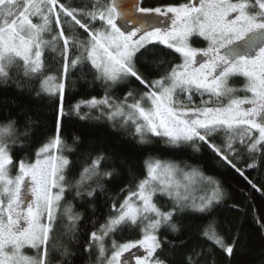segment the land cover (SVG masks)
Segmentation results:
<instances>
[{
	"label": "snow or ice",
	"instance_id": "1",
	"mask_svg": "<svg viewBox=\"0 0 264 264\" xmlns=\"http://www.w3.org/2000/svg\"><path fill=\"white\" fill-rule=\"evenodd\" d=\"M71 115L108 135L66 131ZM149 150L207 151L264 196L254 182L264 179V0H0V264H217V250L232 264L245 254L244 220L225 233L217 217L247 215L229 204L231 186L202 163L151 154L139 178L134 153ZM253 221L264 245V217ZM251 264H264V247Z\"/></svg>",
	"mask_w": 264,
	"mask_h": 264
},
{
	"label": "trees",
	"instance_id": "2",
	"mask_svg": "<svg viewBox=\"0 0 264 264\" xmlns=\"http://www.w3.org/2000/svg\"><path fill=\"white\" fill-rule=\"evenodd\" d=\"M149 3H156L157 0H148ZM236 86H240L239 83L236 84ZM77 87L79 88V83L77 84ZM91 95L99 96L102 95V92L98 89L97 91H94L91 93ZM115 95L121 96L123 95V92L117 91ZM81 98H88L83 93L81 95H74L72 97L67 98V103L71 104L74 103L75 100L81 99ZM33 108H36L37 105L35 103L32 104ZM43 120L41 123L45 126L47 129H51L54 127V119H55V113L51 110H48L47 106H43ZM83 129L85 132L92 131L96 134L103 133L104 135H108V128L103 127L99 129L90 130L85 125V122L79 121L77 117L74 115H71L66 118V131L71 132H79L78 129ZM110 139H113L117 141V143H114L110 145L111 147L116 148L118 151H124L126 146L119 143V137H110ZM149 154L157 156L158 158L162 160H185L189 163H202L204 165V170L209 175H215L221 180L225 181L227 185H230V190L232 191L233 199L229 201V204L235 203L240 206V208L243 210V212H246V216H242V213H237L234 211H231L227 208L221 209L217 213V217L219 221L221 222L222 226L224 227V232L226 233L228 229H233V226L238 225L241 221V219L244 220L243 223V235L247 238L248 242V248L245 254H241L239 251L232 259V264H251V257L256 255L261 247H264L262 245L260 238H259V230L256 227L254 221H253V215L254 213L260 217H264V196H262L259 192H256L254 190L250 189V186L247 185V183L238 175L233 173L229 169H225L224 167L217 164V162L212 158L211 154L205 151L201 154H196L198 156V159H190L189 155L185 156H179L174 155L169 152H151L149 150L148 152H135L134 153V165L137 175L139 178H143L145 174L144 169V161L149 156ZM242 167V165H238ZM245 175L249 177V179H254L256 177L255 172H246ZM130 177L127 172L123 173L120 179L113 181L110 187L112 188L113 192H118L120 187H123L125 184L129 183ZM254 182L257 183L258 186L260 184L264 183V179L256 180L254 179ZM69 200H71V196L68 197ZM73 203L76 206L77 211H83V205L80 204L78 201H73ZM99 213H106L107 208L102 207L99 205ZM91 214H89L90 216ZM87 223V220L85 221ZM100 222L103 223V217L100 216ZM223 234V233H222ZM126 238H136L135 234L126 235L125 237L117 236V240H123ZM227 239V236H226ZM199 241L194 240L193 243H198ZM243 243V241H242ZM52 264H58V257L56 255H53L51 257ZM77 264H87V259H81L77 261ZM217 264H227V258L226 256L217 250Z\"/></svg>",
	"mask_w": 264,
	"mask_h": 264
},
{
	"label": "rangeland",
	"instance_id": "3",
	"mask_svg": "<svg viewBox=\"0 0 264 264\" xmlns=\"http://www.w3.org/2000/svg\"><path fill=\"white\" fill-rule=\"evenodd\" d=\"M193 194H194V195H199L200 193H198V192H194ZM133 251L136 252L137 250L134 249ZM141 251H142V250H141ZM125 256H126V258H128V259L131 261V259H132L131 256H129L128 254H125ZM133 264H134V262H133Z\"/></svg>",
	"mask_w": 264,
	"mask_h": 264
}]
</instances>
